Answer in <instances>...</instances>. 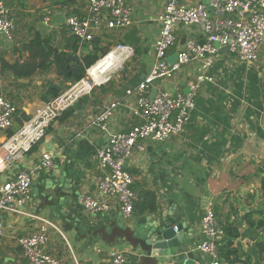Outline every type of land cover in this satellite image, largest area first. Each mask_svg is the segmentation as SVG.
Listing matches in <instances>:
<instances>
[{"label": "crops", "instance_id": "obj_1", "mask_svg": "<svg viewBox=\"0 0 264 264\" xmlns=\"http://www.w3.org/2000/svg\"><path fill=\"white\" fill-rule=\"evenodd\" d=\"M43 1L41 27L33 31L29 40L20 43L23 38L18 16L26 13L27 5L23 0H7L6 7L14 20L15 30L11 40L0 42V96L12 102L19 115L28 119L49 99H46L48 87L62 92L71 83H64L53 69L41 70L43 61L40 59L36 61L35 75L29 79H14L11 74L1 71V62L14 64L28 59L22 49L35 39L36 33L41 39L52 35V46L64 51L63 36L68 32H64L62 41L55 45L53 39L57 33L51 30L63 29L64 18L68 15L82 16L88 2L77 0L75 6L67 10L57 4L58 0ZM124 1L132 10L133 25L122 31L104 30L97 37L110 38V43L131 47L132 58L107 85L95 89L55 121L43 140L27 154L16 159L9 168L0 167V184L13 179L20 171L33 173L31 196L24 209L29 216L1 215L4 235L0 264H27L19 239L35 233L41 225L46 226L48 236L45 252L66 264H72L73 259L84 264H104L112 251L123 253L125 264H152L149 259L152 257L144 255L145 229L156 226L158 220L164 218L173 226L182 224V243L194 252L192 261L195 264L199 258L195 248L205 240L200 232V219L209 203L221 228L231 226L239 234L233 242L237 251L234 260L243 263L235 264H264L258 246L264 228L257 229L246 222L249 214L264 211L261 189L264 181V74H261L258 62L241 63L226 50L219 51L213 65L204 71L210 82L200 85L194 98L195 108L181 135L162 142L142 140L126 162V171L133 179V190L136 194L153 193L156 212H134L124 220L115 205L109 213L91 216L79 204L80 194L98 197L97 182L102 170L97 153L107 140L105 134L90 126V120L104 107L116 103L118 106L109 121L112 132H126L141 123L130 111L134 99L127 92L136 89L153 65L154 44L159 31L156 17L169 0ZM206 1L179 0L193 7L206 5ZM45 18H48L47 23ZM29 31L30 28L27 35ZM174 36L175 44L167 54L169 64L175 63L176 55L187 39L198 43L204 40L197 26H177ZM78 46L76 55L62 54L80 60L84 49L79 43ZM261 56H264V48L258 58ZM51 71L55 75L50 74ZM201 73V63L192 60L170 80L155 82L150 96L164 90L185 94L187 85L195 82ZM49 76L59 80L52 81ZM19 125L16 116L12 128L0 133V144L16 132ZM43 153L51 156L53 168L41 165ZM144 218V223L134 224ZM259 221L264 223V218L261 220L257 214L250 217V222L257 224ZM225 239L223 236L221 241ZM182 259L183 255L177 261ZM173 262L174 258L162 259L157 264ZM186 263L187 259H184L183 264Z\"/></svg>", "mask_w": 264, "mask_h": 264}, {"label": "built area", "instance_id": "obj_2", "mask_svg": "<svg viewBox=\"0 0 264 264\" xmlns=\"http://www.w3.org/2000/svg\"><path fill=\"white\" fill-rule=\"evenodd\" d=\"M6 1L0 0V42L11 40L15 30ZM208 8L209 11L206 5L193 7L179 0H169L156 17L159 31L154 44L153 65L136 89L127 92L134 99L130 111L141 120L140 124L126 132H112L109 121L118 106L116 103L104 107L90 120V126L105 134L107 140L97 153L102 170L97 182L98 197L85 194L78 197L79 204L89 215L109 213L115 205L122 219L127 220L132 216L137 194L131 188L133 179L126 171V162L142 140L162 142L181 135L195 108L194 98L200 85L205 81L210 82L204 71L213 65L219 51L226 50L241 63L257 62L264 47V0H208ZM45 22H48V18H45ZM132 25V10L124 0H88L82 16L73 13L64 18L69 36L80 40V46L90 44L104 30L122 31ZM177 26H197L204 40L201 45L187 39L182 50L177 53L175 63L169 64L167 54L175 44L174 32ZM111 56L115 58L113 61ZM132 56L133 49L127 45L117 43L114 48H109L104 57L85 70L83 78L69 84L57 97L38 108L30 119L23 121L17 131L0 144V167L9 168L16 159L39 144L55 121L81 99L90 96L95 89L107 85ZM116 59L119 60L117 64ZM105 60L109 63L103 64ZM192 60L201 63L203 73L195 82L187 85L186 94L164 90L150 96L155 82L170 80ZM16 116L14 104L0 96V133L12 128ZM41 158L43 167L53 168L49 154L43 153ZM32 176V172L20 171L13 179L0 184V218L3 213L29 216L24 209L31 196ZM200 232L205 240L195 248L199 255L195 264H222L218 257V243L224 234L210 203L203 210ZM3 235L0 221V245ZM47 243L45 225L39 226L35 233L19 239L27 264H66L45 252ZM125 263L123 253L112 251L104 264ZM72 264L84 263L73 259Z\"/></svg>", "mask_w": 264, "mask_h": 264}, {"label": "trees", "instance_id": "obj_3", "mask_svg": "<svg viewBox=\"0 0 264 264\" xmlns=\"http://www.w3.org/2000/svg\"><path fill=\"white\" fill-rule=\"evenodd\" d=\"M80 1L83 0H79L78 2ZM76 2L77 0H58L57 4L61 5L62 7H66V9L68 10L69 8L75 6ZM63 37L64 51H60L59 49L52 46V35L48 38L41 39L39 34L36 33L35 39L25 44L22 49V51L28 54L29 58L21 63L15 62L14 64H7L2 61L1 71H6L7 73L11 74L14 79H29L35 75L37 69L36 61L40 59L43 61L40 66L41 70L47 72L53 69L55 70L56 75L59 78L63 79L64 83H74L83 78L85 75V70L95 64L99 59L104 57L108 53L110 48V42L104 44L100 37H95L90 44L82 45L84 53L80 56L79 65H74L73 67L67 69V63L62 59L61 54L63 52H69L73 55H76L79 46L77 40L74 41L69 37ZM130 37L131 36H129V38ZM136 51L137 49L134 50V54ZM64 89L65 88H63V90ZM47 93L48 94L46 99H49L46 102L57 97L61 92L56 91L52 88V86H50L48 87ZM17 116L19 117L20 125L22 121L28 120V118L24 115H19L18 111ZM131 188L133 190V184ZM261 189L264 194V181L262 182ZM134 212L138 214L155 213V195L149 191L137 194V201L133 205V213ZM254 214H257L261 220L264 218V211H255L247 216L249 219L246 218V222L252 227L263 229L264 223L262 221H259L257 224H255L254 222H250V217H252ZM222 229L224 237L226 239L218 243V257L221 260L222 264H226L234 260V258L237 256V251L236 249H234L233 242L239 237V234L237 230L231 226H226L225 228L222 227ZM258 246L259 254L264 260V231L262 233L261 240L259 241Z\"/></svg>", "mask_w": 264, "mask_h": 264}, {"label": "water", "instance_id": "obj_4", "mask_svg": "<svg viewBox=\"0 0 264 264\" xmlns=\"http://www.w3.org/2000/svg\"><path fill=\"white\" fill-rule=\"evenodd\" d=\"M206 6L209 11L208 0L206 1ZM199 44L202 45L203 42ZM62 59L68 63L67 68H70L73 65H79L80 63V60L77 57L71 55L65 56L62 54ZM186 93L187 91H185V94ZM145 220V218L139 219L138 221H134V224H142ZM145 231L144 245L146 249L144 251V255L152 257L149 258L152 260V264H157L162 259L169 261L171 258H174V262L172 264H183L184 259H187L186 264H193L192 260L195 256L194 252L187 247L186 243H182V239L184 238L182 224L173 226L172 222H169L167 218H164L158 220V224L156 226H148ZM182 251H184V253L181 254ZM182 255L184 256V259L178 262L177 260H179V256ZM241 262L243 263V261L235 259L230 262V264Z\"/></svg>", "mask_w": 264, "mask_h": 264}, {"label": "rangeland", "instance_id": "obj_5", "mask_svg": "<svg viewBox=\"0 0 264 264\" xmlns=\"http://www.w3.org/2000/svg\"><path fill=\"white\" fill-rule=\"evenodd\" d=\"M23 1L27 5V8L25 10L26 13L23 12V13L19 14V16H18V19H19V30H21L20 36L23 38V40H21L20 43H22V42L24 43L27 40H29L31 38V36L33 35V31L34 30H38L41 27V25H40L41 7H42L41 5L45 4V2L43 0H33V4H30L31 0H23ZM52 1H57V0H52ZM31 10L34 11V12H31ZM54 25H55V23H54ZM29 28H30V31H29V34L27 35ZM17 29H18V27H17ZM51 29H52V27H51ZM55 30H56V28H53L51 31L57 33L56 35H54L55 37H54L53 41H54L55 45L56 44L58 45L59 41H62V34L64 32L66 33L67 31H66L65 27L63 29H60V27H58V29L56 31ZM48 34L50 35V32H48L47 35ZM67 35L69 36L68 33H67ZM101 40L103 41L104 44L105 43H109V39H106V38L104 39L103 37H101ZM80 42H81L80 40H77V43H80ZM115 45L116 44L111 42L110 43V49L114 48ZM258 59L259 60L257 62L259 64V67L261 68V74H264V56H261ZM51 72L52 73H50V74L55 75L54 71H51ZM49 79H51L52 81L59 80L56 76L52 77V78H51V76H49Z\"/></svg>", "mask_w": 264, "mask_h": 264}, {"label": "bare ground", "instance_id": "obj_6", "mask_svg": "<svg viewBox=\"0 0 264 264\" xmlns=\"http://www.w3.org/2000/svg\"><path fill=\"white\" fill-rule=\"evenodd\" d=\"M110 59L113 61L115 58H114V56H111ZM118 62H119V60L116 59V60H115V63L117 64ZM104 63H109V61H108V60H105V61L103 62V64H104Z\"/></svg>", "mask_w": 264, "mask_h": 264}]
</instances>
